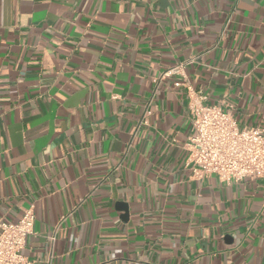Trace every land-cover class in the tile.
I'll use <instances>...</instances> for the list:
<instances>
[{
	"label": "crops",
	"instance_id": "crops-1",
	"mask_svg": "<svg viewBox=\"0 0 264 264\" xmlns=\"http://www.w3.org/2000/svg\"><path fill=\"white\" fill-rule=\"evenodd\" d=\"M185 81L264 129V0H0V221L33 210L29 264H264V179L191 177Z\"/></svg>",
	"mask_w": 264,
	"mask_h": 264
},
{
	"label": "built area",
	"instance_id": "built-area-1",
	"mask_svg": "<svg viewBox=\"0 0 264 264\" xmlns=\"http://www.w3.org/2000/svg\"><path fill=\"white\" fill-rule=\"evenodd\" d=\"M183 68V63H178L163 74H177ZM185 85L191 122L186 166L191 177L214 174L224 182L264 179V129L240 127L228 111L206 103L201 91L186 81ZM34 222L31 208L16 221H0V264H29L19 251L33 234Z\"/></svg>",
	"mask_w": 264,
	"mask_h": 264
},
{
	"label": "water",
	"instance_id": "water-1",
	"mask_svg": "<svg viewBox=\"0 0 264 264\" xmlns=\"http://www.w3.org/2000/svg\"><path fill=\"white\" fill-rule=\"evenodd\" d=\"M118 205L120 206V209L124 212L123 215H122V217H123L124 219H126L127 216H128L127 205H126L125 203H119Z\"/></svg>",
	"mask_w": 264,
	"mask_h": 264
}]
</instances>
